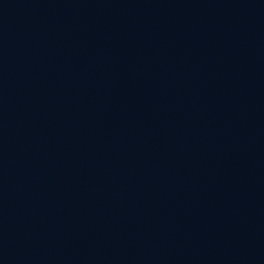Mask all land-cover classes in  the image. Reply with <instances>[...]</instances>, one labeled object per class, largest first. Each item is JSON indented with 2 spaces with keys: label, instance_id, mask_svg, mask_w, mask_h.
Listing matches in <instances>:
<instances>
[{
  "label": "water",
  "instance_id": "95a60500",
  "mask_svg": "<svg viewBox=\"0 0 264 264\" xmlns=\"http://www.w3.org/2000/svg\"><path fill=\"white\" fill-rule=\"evenodd\" d=\"M0 264H264V0H0Z\"/></svg>",
  "mask_w": 264,
  "mask_h": 264
}]
</instances>
